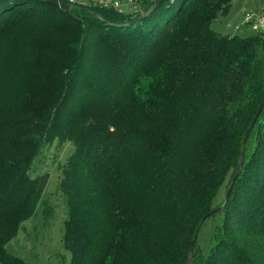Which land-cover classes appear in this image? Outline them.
I'll list each match as a JSON object with an SVG mask.
<instances>
[{"label": "trees", "instance_id": "1", "mask_svg": "<svg viewBox=\"0 0 264 264\" xmlns=\"http://www.w3.org/2000/svg\"><path fill=\"white\" fill-rule=\"evenodd\" d=\"M230 1L145 0L141 16L0 0V264H28L5 246L39 203L48 174L29 170L55 135L74 144L69 264H186L264 94V30L211 27ZM249 137L204 264H264V104Z\"/></svg>", "mask_w": 264, "mask_h": 264}, {"label": "rangeland", "instance_id": "2", "mask_svg": "<svg viewBox=\"0 0 264 264\" xmlns=\"http://www.w3.org/2000/svg\"><path fill=\"white\" fill-rule=\"evenodd\" d=\"M89 1L77 0L84 4ZM245 11H254L264 17V0H231L224 12H217L211 27L219 33L229 35L253 34L256 29L242 22V15ZM236 24L239 25L238 28L234 27ZM252 146L253 137H249L245 145L243 143V149L245 147V152L248 153ZM73 147L71 140L55 135L47 139L39 148L30 166L31 176L41 173L48 174L46 185L39 195V203L34 213L21 223L17 234L5 246L8 252L21 257L28 264H69L70 250L62 241L68 206L66 195L60 187V179L62 168L71 155ZM228 181L229 177H226L217 190L211 208L223 204ZM223 218L224 215L220 211L203 220L191 250L190 264H204L214 242L212 237L214 227L222 223ZM253 241L255 242L256 238ZM256 245L262 247L264 239L257 238Z\"/></svg>", "mask_w": 264, "mask_h": 264}, {"label": "built area", "instance_id": "3", "mask_svg": "<svg viewBox=\"0 0 264 264\" xmlns=\"http://www.w3.org/2000/svg\"><path fill=\"white\" fill-rule=\"evenodd\" d=\"M67 3L78 4L81 6L98 5L109 7L118 12H144L145 0H90L88 3H79L77 0H65ZM242 22L250 24L253 29L264 30V17L254 11H245L242 15ZM238 28L239 25H234Z\"/></svg>", "mask_w": 264, "mask_h": 264}, {"label": "water", "instance_id": "4", "mask_svg": "<svg viewBox=\"0 0 264 264\" xmlns=\"http://www.w3.org/2000/svg\"><path fill=\"white\" fill-rule=\"evenodd\" d=\"M161 1H162V0H155V2L152 4L151 8H153V7H155L156 5H158ZM50 2H52V3L56 4V5L62 6V7H64V8H69V7L72 6L71 3H63V2H60V1H58V0H50ZM148 11H149V10H147V11L144 12V13H142L141 16H144L146 13H148ZM91 12H92L94 15H96V16L99 17V15H98L96 12H94V11H91ZM141 16H140V17H141ZM263 104H264V94H263V96H262V98H261V100H260V103H259V105H258V107H257V109H256V111H255V113H254L253 118L251 119L249 125L247 126L246 130L244 131V133H243V135H242V137H241V147H240V155H239V159H238V162H237V166H236L235 172H234V174L232 175V177H231V179H230V182H229V184H228V187H227V189H226L225 196H224V202H223V204H221V205H219V206H216V207H213L212 209H210L207 213H205L204 215H202V217H201L200 220L198 221V224H197V226H196V228H195L194 234H193V236H192V238H191V241H190V244H189L188 256H187V262H186V264H190V256H189V254H190V252H191V250H192V248H193V244H194V241H195V239H196V237H197V232H198V230H199V227H200L202 221H203L207 216H209V215H211V214H214V213H217V212H220V211L223 209L224 204H225L226 201H227V198H228V195H229L230 190H231V188H232V185H233V183H234V181H235V179H236V177H237V175L239 174L240 169H241V165H242V157H243V141H244V136H245L246 132L248 131V129H249V128L252 126V124L254 123L255 118H256L257 115L259 114V112H260V110H261Z\"/></svg>", "mask_w": 264, "mask_h": 264}]
</instances>
